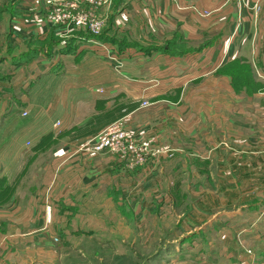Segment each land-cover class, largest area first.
Segmentation results:
<instances>
[{"label":"rangeland","instance_id":"rangeland-1","mask_svg":"<svg viewBox=\"0 0 264 264\" xmlns=\"http://www.w3.org/2000/svg\"><path fill=\"white\" fill-rule=\"evenodd\" d=\"M174 1L181 4L179 11H182L183 15L177 18L175 23L166 22L160 25L157 22L158 18L155 22L156 17L150 16L146 19L151 23V26L147 28L148 32L138 33L142 35L141 39L129 29L117 31L114 35L122 41L121 44H125L118 46L119 52L126 47L127 49L144 48L145 42H151L152 39L148 41L147 38L151 37L152 33H157L158 39H161L162 34L176 36V40L165 41L160 47H152V49L156 52L168 51L170 55L176 56L172 59L175 60V68L171 67L173 72H184L183 69L188 66V71L182 73V75L186 74L184 79L189 78L183 93L186 94V98L192 97L194 101L192 105L185 107L183 117H186L185 123L188 124L191 122V117H203V129L186 134L177 126V129L172 128L171 140L175 144L178 142L179 146L174 145L172 141H169L170 143L158 141L155 144L145 137L144 130L140 132L129 127L124 123L123 118H110L109 116L114 114L115 107L108 109L109 114H102L93 112L92 107H79L77 104H72L70 113L75 116L80 113L85 117L81 133L90 134L88 135L90 137L79 143L80 145L77 144L78 149L90 155L113 154L124 164L126 171L150 164L151 176L143 178V173L142 176L134 177L133 181L124 178L118 180L120 183L117 186L122 189L126 202L121 198L117 199V196L110 198L109 194L106 195L104 186L97 188L95 194L85 197L80 204L76 200H66V204H69L71 208V217H66V214H63L64 217L55 214L53 220L63 225V231L58 234L53 232L40 234L37 243L32 235L14 236L13 241H16L17 245L13 249L14 253L10 251L7 254V264H264V169L256 175L253 174L254 170H238V165L247 167V165L250 166V162L248 158L243 159V147L237 139L239 134L235 133L238 128L232 124L238 122L236 117H231L232 123H228L232 124L231 130L236 137L231 135L232 139H228L222 131L218 130L223 125V119L220 117H217L220 119V122L218 121L220 126L215 128L217 131L210 133V125H212L210 90L214 89L213 78L210 76L216 75L210 73V66L217 65L219 68L225 66V70L231 72V83L235 84V86L232 85L234 92H241L246 83H256L257 78L261 80L264 88V75L256 71L258 69L256 58L239 59L229 53L230 49L244 44L235 42L244 23L238 8L240 4L248 7L247 21L253 31L251 50L260 46L259 41L262 40L264 43V0ZM112 2L113 0H108L99 7L88 4H83L81 7L82 10L90 13L93 19L103 23L104 26L98 34L88 28L57 26L66 31L67 29L85 30L90 34L104 35L111 27V16H108L106 12L111 8ZM219 2H222L220 6L211 7V4ZM2 3L4 6H11L9 0H4ZM43 3L50 20L53 6H47L45 0ZM151 4L155 7V3ZM223 8L227 9L226 14L222 13ZM251 17L253 22L250 21ZM192 20L199 21V29L193 26ZM228 24H230L229 28ZM119 27L124 25H115L112 30ZM136 27L137 25L135 29H138ZM2 31L0 27V33ZM145 35H147L146 39L143 38ZM222 38H224L222 41H217ZM258 38L260 40L254 43V40ZM242 39L245 41L246 38ZM216 41L217 43H214ZM163 45L166 46L165 49ZM205 49L208 53L205 57L210 56L206 58L208 62L210 58V62L203 68L192 67L190 63L194 57H190V53ZM216 50L219 53L222 51L225 53L221 54L222 56H214ZM90 59H87L86 69L91 68L90 72L94 71V64L97 67L104 65V60L93 57L94 60L89 63ZM95 59L100 60L99 64ZM130 59V56L125 55L116 57L117 70L126 71V73L130 71L132 75L133 72L130 69H134L136 73L142 74V63L145 59L137 60L136 57ZM172 60L169 61L173 62ZM59 64L64 68L73 69L71 77L77 78L79 68L72 58L61 59ZM36 68L35 71L41 74L38 77L39 83L34 85L33 90L36 91L34 97L37 98L29 107L25 105L19 107L21 113L22 110H26L27 115L23 116L20 113L21 116L18 117L24 128L35 125V121L39 119L43 122L30 132H23V134L21 132L22 146L26 149L32 146L63 149L65 144L62 138L52 134L53 130L61 131L60 121L58 124L55 121L51 125L46 121L50 117L62 115L66 107L62 106L64 101L61 96L69 92L65 86L59 87L55 84L57 79L52 80L49 78L50 75L45 73L50 69L49 65L42 63ZM0 70V76L8 77L11 81L8 71L6 72L2 67ZM168 72V69L164 70V76L168 75ZM29 76V68L24 70L22 75H18L23 83L28 81ZM183 78L175 84L174 80L164 84L181 85ZM216 80L222 82L220 76H217ZM164 87L160 85L157 91L163 92ZM249 87L253 90L254 85ZM246 92L252 93L250 89ZM53 96L59 98V103L53 102ZM140 105L146 107L149 102L147 99H142ZM122 108L118 107V111ZM103 123L102 129L92 132L94 127ZM111 123H118L143 147L145 161L142 164L130 166L121 155L107 151L92 153L84 147L86 141L96 137ZM46 129L51 130L48 135L45 134L36 141L33 139L36 137V131L38 135ZM177 132H180L178 136ZM210 140L214 142L219 140L215 142L218 146L216 145L214 150L210 148ZM27 141H30V144H27ZM217 149L220 151H215ZM228 150L232 152L234 159H237V163L231 160L224 170L219 166L221 163L215 160V156L229 154ZM46 156L45 152L40 154L39 161L44 162ZM222 158L225 160L226 156ZM239 161L242 164H239ZM42 162H39V167ZM18 171L15 170L14 173ZM39 171L36 162L29 165L26 173L21 175L18 189L26 194L30 193L39 181ZM33 176L36 177L35 180ZM13 183H15L14 180ZM11 189L12 186L9 187L6 195ZM74 196L76 199L80 198L77 192ZM28 200L29 197L26 202ZM1 264L5 263L1 261Z\"/></svg>","mask_w":264,"mask_h":264},{"label":"crops","instance_id":"crops-1","mask_svg":"<svg viewBox=\"0 0 264 264\" xmlns=\"http://www.w3.org/2000/svg\"><path fill=\"white\" fill-rule=\"evenodd\" d=\"M2 1H0V27L4 32L0 33V67L11 75V81L8 77L0 76V264L1 261L7 264V254L10 251L14 253L13 249L17 245L16 241H13L14 236L32 235L37 243L40 234L49 232L58 234L63 231V225L53 220L55 214L57 216L66 214V217H71V208L69 204H66V200H76L80 204L85 197L95 194L97 188L104 186L106 195L109 194L110 198L117 196V199L121 198L126 202L122 189L117 186L120 183L118 180L124 178L133 181L134 177L142 176L143 173V178L151 176L150 164L126 171L124 164L113 154L90 155L78 149L82 141L90 137L88 136L90 134L81 133L85 117L80 113L78 116L70 113L72 104H77L79 107H92L93 112L102 114H109L108 109L115 107L114 114H111L110 118H123L124 123L129 127L140 132L144 130L145 137L155 144L158 141L170 143L172 128L177 129V126L186 134L190 131L202 130L203 117H191L190 124L185 123L186 117H183L185 107H189L194 101L192 97L186 98V94L183 93L189 78L184 79L186 74L182 75V73L188 71V66L184 69L182 67L184 72H173L171 67L175 68V60L172 59L176 56L170 55L168 51L156 52L152 49V47H160L165 41L176 40V36L162 34L161 39H158V34L152 33V36L147 38L148 41L152 39L151 42H145L144 48L127 49L126 47L119 52L118 46L125 44H121L122 41L114 35L117 31L129 29L141 39L142 35L138 33L148 32L147 28L151 26V23L146 19L150 16L156 17L155 22L158 18L157 22L160 25L166 22L173 24L177 18L183 17L182 11H179L180 3H175L174 0H113L111 8L106 12L108 16H111V27L104 35H94L85 30L67 29L66 31L53 25L48 19V11L43 0H9L10 7L4 6ZM150 2L155 3V7ZM221 3L211 4V7H218ZM238 8L244 23L241 24L239 37L235 42L244 43L245 46L239 44L238 48L230 49L229 53L239 59L256 58L258 68L256 71L264 75V43L262 40L259 41V38L254 40V43L259 41L261 44L257 49L251 50L253 31L247 21L248 7L240 4ZM226 10L223 8L222 13L226 14ZM252 20L251 17L250 21L253 22ZM192 23L196 29H199L198 20H192ZM118 24H123L124 27L112 30V27ZM135 25L138 29H135ZM146 37L147 35L143 36L144 39ZM242 38H246L245 41ZM206 52V49L192 51L189 55L194 57L191 60V66L197 68L206 66L210 62V58L209 62L206 59L210 56L205 57L208 54ZM224 53V51L219 53L216 50L214 56L224 55ZM122 55L130 56L131 59L135 57L137 60L145 59L142 63V74L136 73L134 69H130L133 72L132 75L130 71H127L128 74L126 71L117 70L115 58ZM93 57L104 60V65L97 67L94 64V71L90 72L91 68L86 70L87 59L91 58L90 63L94 60ZM70 58L78 64L79 72L76 79L71 77L73 69L64 68L59 64L61 59ZM100 60L95 59L98 64ZM42 63L50 66V69L45 72L50 75L49 78L57 79L55 84L59 87L65 86L69 92L61 96L64 101L62 106L66 107L62 115L50 117L46 121L49 125L60 121L61 131L53 130L52 134L62 138L65 144L63 149L38 146L26 149L22 146L21 132L22 134L30 132L43 122L39 119L35 121V125H32L33 128L32 126L24 128L18 117L21 116L19 107L24 105L29 107L37 98L34 97L36 91L33 90L36 83H39L38 77L41 74L35 70L37 65ZM210 67V73L216 74L210 76L213 81H216H212L214 89L210 90V118L212 119L210 133H215L217 131L215 128L220 126L218 123L220 119L217 117L222 118L223 125L218 130L222 131L228 139H232L231 135L236 137L235 133L239 134L237 139L243 147V159L248 158L250 162V166L247 165V167L238 165V170H254L253 174L256 175L264 169L263 83L257 78L256 83L244 84L242 91L237 93L232 88L235 84L231 83V72L225 70V66ZM28 68L30 78L23 83L18 75H22ZM166 69L169 70V74L164 76L163 71ZM217 76L222 78V82L216 80ZM182 78L181 85H174ZM170 80H174V84L165 85V82L169 83ZM160 85L165 86L163 92L157 91ZM251 85H254L253 90L249 87ZM247 89H250L252 93L246 92ZM142 99H147L149 105L141 106ZM58 100L59 98L53 96V102L59 103ZM118 107L123 108L118 111ZM231 117H236L238 122L232 123ZM228 123L234 124L238 131L232 133V124ZM103 125L104 123L97 125L92 132L102 129ZM49 131L51 130L46 129L38 135L36 131V137L33 139L36 141L41 136L48 135ZM179 134L180 132H177V136ZM210 141V148L214 150L216 145L218 146L215 142L219 140ZM172 142L179 146L178 142L176 144ZM44 152L47 154L45 161H39L40 154ZM223 156H226L225 160ZM223 156L220 154L215 156V160L221 163L219 166L222 169L226 168L231 160L237 163L232 152L229 151V154L226 153ZM38 161L42 162L40 167ZM34 162L40 170V177L36 182L37 185L28 195L18 189L20 186L18 182L21 175L26 173L27 167ZM239 164L242 162L239 161ZM15 170L19 171L15 174ZM14 174L15 176L11 178ZM33 179L35 180L36 177L33 176ZM13 180L15 183L12 184ZM11 186L10 193L6 195ZM76 192L80 196L79 199L74 196ZM28 197L29 200L26 202ZM46 228L48 230H45Z\"/></svg>","mask_w":264,"mask_h":264},{"label":"built area","instance_id":"built-area-1","mask_svg":"<svg viewBox=\"0 0 264 264\" xmlns=\"http://www.w3.org/2000/svg\"><path fill=\"white\" fill-rule=\"evenodd\" d=\"M108 0H45L47 6H53L50 21L56 25H63L65 28H88L94 32L99 31L104 26L97 19H93L90 13L81 9L83 4L99 7L107 3ZM73 23V24H69ZM23 116L27 115L26 110H22ZM59 121H56L58 124ZM30 144V141H27ZM84 147L92 153L107 151L121 155L133 164H142L145 161L143 147L124 130L118 123H111L106 126L96 137L85 142Z\"/></svg>","mask_w":264,"mask_h":264},{"label":"trees","instance_id":"trees-1","mask_svg":"<svg viewBox=\"0 0 264 264\" xmlns=\"http://www.w3.org/2000/svg\"><path fill=\"white\" fill-rule=\"evenodd\" d=\"M166 46H164V49H165Z\"/></svg>","mask_w":264,"mask_h":264}]
</instances>
